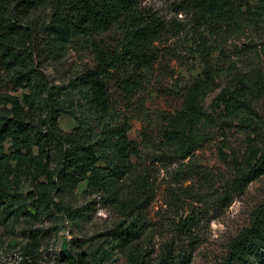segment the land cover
Listing matches in <instances>:
<instances>
[{
  "label": "trees",
  "instance_id": "1",
  "mask_svg": "<svg viewBox=\"0 0 264 264\" xmlns=\"http://www.w3.org/2000/svg\"><path fill=\"white\" fill-rule=\"evenodd\" d=\"M140 2L0 0V107L10 104L15 112L8 117L0 108V165L16 158L20 148L37 145V168L44 178L35 183L37 209L45 208L50 199L70 214L76 208L64 196L86 180L87 191L103 193L130 212L132 220L119 234L125 242L139 239L145 230L141 214L151 182L138 172L143 153L152 151L158 160L168 158L187 166L186 177L196 188L183 190L213 208L229 206L264 172V135L256 111L264 101V0H182L181 8L194 19L191 50L202 70L186 88L181 106L159 111L154 119L142 95V71L155 59L151 44L161 23L157 16L143 14ZM113 24L121 25V40L116 47L102 46L96 35ZM251 27L262 33L261 40L253 42L255 62L219 89L211 102L216 113L212 116L200 100L215 77L226 73V66L213 59L218 39ZM76 44L92 46L93 63L66 84L51 88L47 125L44 130L33 129L19 117L23 107L11 91L30 86L33 78L42 79L39 67ZM59 88H65L60 98L54 92ZM61 111L77 122L70 130L58 127ZM133 119L143 123L139 140L129 136ZM234 122L242 126L244 146L234 148L227 136L216 144L225 170L202 167L196 153L212 142L216 131L223 135ZM6 141L14 149L10 154L4 152ZM181 222L182 232L189 233L190 221ZM192 254L184 242L173 240L165 244L156 264H190ZM206 255L211 264H264V192L252 198L235 233Z\"/></svg>",
  "mask_w": 264,
  "mask_h": 264
},
{
  "label": "rangeland",
  "instance_id": "2",
  "mask_svg": "<svg viewBox=\"0 0 264 264\" xmlns=\"http://www.w3.org/2000/svg\"><path fill=\"white\" fill-rule=\"evenodd\" d=\"M182 4V0H141L139 5L143 14L157 16L161 23V30L151 44L155 59L142 71L145 78L142 95L152 119L159 111L178 109L186 88L202 70L199 57L191 50L195 46L194 19L181 8ZM120 27L113 24L96 35V39L102 46L116 47L121 40ZM261 34L251 27L240 33L225 34L218 39V45L214 42V46L217 45L214 62L224 64L226 73L215 77L200 100L212 116L216 117V113L211 109V102L219 89L230 83L239 70L254 64L253 42L261 40ZM91 48L90 45L71 46L58 58L47 59L39 67L42 79L33 78L30 86L11 91L19 97L23 107L19 117L33 129L44 130L49 91L53 86L66 84L93 63ZM64 89H54L56 96L63 97ZM26 98L31 99L30 103ZM0 108L6 116H15L10 104ZM256 111L264 135V101ZM57 123L63 130L77 124L64 111L59 114ZM241 127L234 122L225 134L216 131L212 142L196 153L201 166L215 172L224 171L216 144L228 136L234 148L244 146ZM141 129L143 123L133 119L129 136L139 140ZM10 144V141L4 143L6 154L14 150ZM150 152L143 153L138 168L151 182V195L141 214L145 230L139 239L125 242L119 234L132 220L130 212L126 206L113 204L103 193L87 191L86 180L78 183L68 197L64 196V200L76 208L70 214L55 207L50 199L45 208L37 209L35 183L44 179L37 168L38 147L20 148L14 153L16 158L10 157L0 165V264H156L165 244L173 240L192 248L190 264H211L212 259L206 254L235 233L248 215L252 198L264 192V172L244 193L234 196L229 206L213 208L196 199V194L183 190L194 192L196 188L195 182L186 177L187 166L168 158L158 160L156 153ZM57 199L58 196H53V200ZM185 219L191 224L187 234L181 229V221Z\"/></svg>",
  "mask_w": 264,
  "mask_h": 264
}]
</instances>
